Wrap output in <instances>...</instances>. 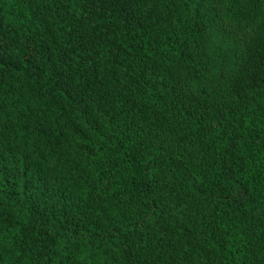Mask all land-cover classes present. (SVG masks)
I'll list each match as a JSON object with an SVG mask.
<instances>
[{
    "label": "trees",
    "instance_id": "16d2710c",
    "mask_svg": "<svg viewBox=\"0 0 264 264\" xmlns=\"http://www.w3.org/2000/svg\"><path fill=\"white\" fill-rule=\"evenodd\" d=\"M0 264H264V0H0Z\"/></svg>",
    "mask_w": 264,
    "mask_h": 264
}]
</instances>
